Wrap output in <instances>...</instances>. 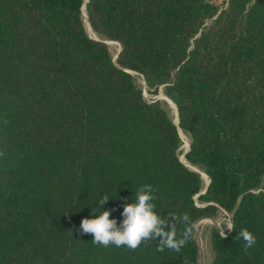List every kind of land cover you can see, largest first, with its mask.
I'll use <instances>...</instances> for the list:
<instances>
[{"label": "trees", "instance_id": "16d2710c", "mask_svg": "<svg viewBox=\"0 0 264 264\" xmlns=\"http://www.w3.org/2000/svg\"><path fill=\"white\" fill-rule=\"evenodd\" d=\"M84 3L0 0V264H198L196 223L219 209L234 229H212L211 264H264V0H88L116 62ZM132 71L164 87L178 125ZM144 184L161 215L190 216L179 253L80 231L104 195L122 220ZM241 228L256 237L247 253Z\"/></svg>", "mask_w": 264, "mask_h": 264}, {"label": "clouds", "instance_id": "9594fccd", "mask_svg": "<svg viewBox=\"0 0 264 264\" xmlns=\"http://www.w3.org/2000/svg\"><path fill=\"white\" fill-rule=\"evenodd\" d=\"M3 155L4 153L0 152V156ZM155 191L150 184L140 186L136 190L135 199L124 204L121 212L122 220L119 222L111 216L112 209L103 208L109 197L102 196L98 201V207L102 211L97 214L92 209L91 217L81 220L80 231L83 234H90L93 237L92 242L103 247L115 245L134 251L144 243L158 240L157 251L164 252L168 249L179 253L191 238L193 232L191 218L187 213L183 216L173 212H168L167 216L161 215L154 202ZM181 222L186 225V228L178 237L177 225ZM227 229L229 232L233 231L234 224H228ZM222 237L227 239L225 231ZM237 239L244 241L243 251L246 253L256 243L255 235L247 228H241Z\"/></svg>", "mask_w": 264, "mask_h": 264}, {"label": "rangeland", "instance_id": "374dc122", "mask_svg": "<svg viewBox=\"0 0 264 264\" xmlns=\"http://www.w3.org/2000/svg\"><path fill=\"white\" fill-rule=\"evenodd\" d=\"M215 1L221 2L222 0H215ZM83 16L85 17V13H84ZM84 22H85V20H84ZM91 35L94 38H98L99 40H104V41L106 40L108 42V39L102 37L98 33H96V35H93V34H91ZM115 42H117V41H115ZM114 45L113 44L109 45V49H110V52L112 54L113 60H117L116 57H117V54L121 50V46H120L119 43L118 44H114ZM132 74L134 76L136 84L140 88H142L144 96L148 100L160 99L162 101V103H163V106L166 108L168 113L174 119V117H175V109H174V107H173V105L171 103L172 100H170L168 98V96L165 94L164 87L161 86L159 88L158 92H154L153 89H151V90L149 89L147 83L145 82L143 76L140 73L132 71ZM176 110H177V106H176ZM177 113H178V111H177ZM181 129L182 128H180L179 130H181ZM183 131H184V134H185L186 138H183L181 136L183 142H182V145H181L180 150H179L180 157H181V159L184 162L189 164L193 169H195V170L197 169L196 171H198L201 174V176H202L203 175L202 174L203 170L200 167L194 166V165L190 164L187 160H184V158L186 159L185 152H186V150H187V148L189 146L190 136L185 130H183ZM186 142H188V143H186ZM202 179H203V185H204V188H205L207 182H205L203 176H202ZM196 199H197V201L199 203H201V201H199L197 197H196ZM230 216H231V213H229V212H227L225 210L219 209L217 211L215 217H206V218H202V219L197 221L196 226H195V229H196V234L195 235H196V239H197L198 246H199L198 264H211V262L213 260V257H214V251L212 249L211 241H210L212 229L214 227H216L221 233H223V231H225L227 233L228 232L227 225L231 223Z\"/></svg>", "mask_w": 264, "mask_h": 264}, {"label": "bare ground", "instance_id": "6f19581e", "mask_svg": "<svg viewBox=\"0 0 264 264\" xmlns=\"http://www.w3.org/2000/svg\"><path fill=\"white\" fill-rule=\"evenodd\" d=\"M82 12H84L86 15H85V17H84V20H85V25H86V28H87V31H88V33L90 34H93V35H96V33H95V31H93V29L91 28V26H90V24H89V22H88V18H87V11H86V5H83V7H82ZM90 34V35H91ZM92 36V35H91ZM108 44L109 45H114V44H117V43H115V42H113V41H111V40H108ZM115 46V45H114ZM172 103V102H171ZM173 105V104H172ZM173 107H174V105H173ZM175 109V108H174ZM176 112H177V110H175V117H174V119L173 120H175L176 122H178V113L176 114ZM180 132H181V136L183 137V138H186V136H185V134H184V131L181 129L180 130ZM188 137V136H187ZM186 143H188V142H186ZM184 160H186L185 158H184ZM197 170V169H196ZM203 175V178H204V180H205V182H206V177H205V173L203 172L202 173ZM207 182H208V180H207Z\"/></svg>", "mask_w": 264, "mask_h": 264}, {"label": "water", "instance_id": "95a60500", "mask_svg": "<svg viewBox=\"0 0 264 264\" xmlns=\"http://www.w3.org/2000/svg\"><path fill=\"white\" fill-rule=\"evenodd\" d=\"M88 2V0H86L85 1V3H84V5H86V3ZM83 13V12H82ZM96 39H98V38H96ZM99 40V39H98ZM105 42L106 43H108L106 40H105ZM118 55H119V53L117 54V57H116V59L118 58ZM114 62H116V60H114ZM132 73V72H131ZM177 111H178V109H177ZM174 122L178 125L179 124V113H178V122H176L175 120H174ZM189 147L190 146H188V148H187V150H186V152H185V155H186V153L188 152V150H189ZM183 161V160H182ZM184 162V161H183ZM209 183H210V179L208 178V182H207V184H206V188H207V186L209 185ZM205 188V189H206ZM205 191V190H204ZM204 191H202V192H204ZM201 192V193H202ZM200 194V193H199ZM230 220H231V224H232V214H231V216H230Z\"/></svg>", "mask_w": 264, "mask_h": 264}]
</instances>
